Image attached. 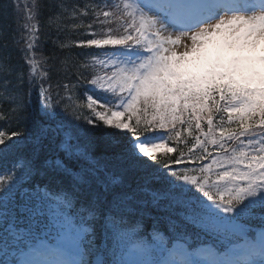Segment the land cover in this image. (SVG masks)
Segmentation results:
<instances>
[{
	"label": "snow or ice",
	"instance_id": "obj_1",
	"mask_svg": "<svg viewBox=\"0 0 264 264\" xmlns=\"http://www.w3.org/2000/svg\"><path fill=\"white\" fill-rule=\"evenodd\" d=\"M93 3L55 5L53 15L77 13L71 26L81 36L91 30L77 41L91 51L76 54L91 59L73 61L75 71L58 68L67 24L56 26L55 39L45 34L39 3L23 5V66L0 63V105L18 122L10 133L0 128V264H120L127 255L118 242L150 216L143 195L156 198L151 206L163 199L180 207L182 193L153 187L158 179L196 187L226 215L264 210L247 203L264 194V87L256 76L264 0ZM111 17L123 31H95ZM187 57L200 75L179 74ZM63 91L86 104L60 110L53 101ZM25 113L30 127L19 123ZM17 150L19 162L9 161ZM206 247L193 250L195 260L209 259ZM234 264H264V243Z\"/></svg>",
	"mask_w": 264,
	"mask_h": 264
},
{
	"label": "trees",
	"instance_id": "obj_2",
	"mask_svg": "<svg viewBox=\"0 0 264 264\" xmlns=\"http://www.w3.org/2000/svg\"><path fill=\"white\" fill-rule=\"evenodd\" d=\"M98 3H108L115 4L120 3V0H96ZM25 3H39L40 15H39V27L45 34L52 35V38L55 39V28L58 24H67V32L60 36L61 40H64L65 43L69 45L68 49H57V56L59 58L58 68L62 74L65 70L75 71L72 68L73 61H80L81 64L84 60H90L91 57L77 56L76 54L82 53L84 51H91L90 49H82L77 46V41L85 39L87 35L91 34L89 30L85 35L81 36L80 30L71 26V20L74 16H77V13H73L71 7L67 9V15L57 16L53 15L57 10L55 8L56 4H68V5H80L87 4L88 8L91 9L94 7L93 0H19V7L17 6V0H0V63H6L10 65L14 70L20 69L24 61L22 60V45L18 44L17 41L20 39L19 31L20 25L24 22L25 12L23 11V5ZM51 6V7H50ZM63 7L61 11H63ZM111 10V9H109ZM79 13H83L87 17V13L84 8L78 9ZM102 19V16H101ZM79 22V19H78ZM108 28L113 30L123 31L120 26V22L116 20L115 17H111L109 23L104 25V28L101 29L99 21H97L95 31L101 32L106 31ZM44 52L50 54L51 44L44 45ZM67 61V63H63ZM81 70L85 69L81 67ZM91 71V69H87ZM53 79H57L54 74ZM55 84H53V87ZM56 96V93H53ZM36 94L33 93V100H35ZM64 103H60V101ZM54 104H59L60 110H63L67 105L69 113L73 110L80 111L79 105L81 103L86 104V100L81 101L73 98V94L67 91L60 93L58 99L53 101ZM83 111H87L86 108ZM67 119L71 120V115L64 113ZM32 117L29 113H25V118L19 122L20 125L30 127ZM7 124L8 132L15 131L18 126V122L12 118V114L8 109L7 105H0V128H4ZM121 136L125 135L124 133L120 134ZM20 154V150H17L8 156L9 161H16V157ZM175 156L176 154H170ZM164 159V158H162ZM19 162V161H16ZM3 161L0 160V166L3 165ZM150 164L153 162H149ZM187 164L188 162H184ZM10 166V165H9ZM190 166V165H189ZM169 167L174 168L175 170H180L183 165H175L170 163ZM143 175L142 173H137L131 175V179L135 180L137 176ZM161 175L167 177V172H161ZM135 186V185H134ZM153 187L162 188V191H175L179 190L182 193L181 203L179 209L173 208L166 200L161 199L156 206H151L152 201L156 199L155 197L149 195H143L142 199L147 201L148 207L146 211L150 213L149 217L144 218L142 227L137 230L144 238L151 237L152 234L160 232L166 239L167 242H172L175 239H182L185 241L189 248H192L196 245H201V243L208 244L211 248L215 250H223L220 244L217 243L215 238L207 233H204L202 230H198L195 227L192 219L198 217V211L201 210L207 202H210L202 192H200L196 187L192 185H184L182 182L177 184L175 181L171 185H167L166 180H155L152 184ZM183 217V218H181ZM154 220L156 223H154ZM250 225L253 224L255 219L247 220ZM254 226V225H252Z\"/></svg>",
	"mask_w": 264,
	"mask_h": 264
},
{
	"label": "rangeland",
	"instance_id": "obj_3",
	"mask_svg": "<svg viewBox=\"0 0 264 264\" xmlns=\"http://www.w3.org/2000/svg\"><path fill=\"white\" fill-rule=\"evenodd\" d=\"M179 50H182V48ZM247 203L253 209H256L259 205H264V194ZM207 206L201 214L199 213L200 217L193 219V223L203 227L206 232L213 233L218 239L223 240L224 244L228 243L230 248L228 251L229 258L225 262L226 264H234L235 258L244 249L252 245V243H247L245 240L239 243L241 241L239 238L246 229L243 219L254 215V213L237 215L234 212L226 215L213 202H210ZM258 211L261 214H256V216L264 225V210ZM257 236V245L264 243V226L257 232ZM164 241L163 237L160 238L159 236L149 242L143 240L134 232L125 234L118 243L122 247V254L127 255V259L122 260L120 264H180L181 259L185 262L192 260V264H224L225 259H223L222 254H212L213 252L210 250L208 252L204 249L201 255H207L209 259L207 261H197L192 253L189 254L184 250L182 242H176L171 248L167 249Z\"/></svg>",
	"mask_w": 264,
	"mask_h": 264
},
{
	"label": "clouds",
	"instance_id": "obj_4",
	"mask_svg": "<svg viewBox=\"0 0 264 264\" xmlns=\"http://www.w3.org/2000/svg\"><path fill=\"white\" fill-rule=\"evenodd\" d=\"M216 39L215 37L209 38V42ZM197 61L192 57L185 58L184 61L180 62V65L177 68V71L181 76H198L201 74L200 71L193 72L191 71L189 65L196 63ZM256 76L258 83L261 87H264V57H257L256 60Z\"/></svg>",
	"mask_w": 264,
	"mask_h": 264
}]
</instances>
